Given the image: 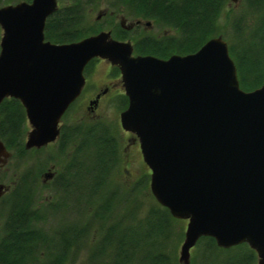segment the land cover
I'll use <instances>...</instances> for the list:
<instances>
[{
    "label": "water",
    "instance_id": "water-1",
    "mask_svg": "<svg viewBox=\"0 0 264 264\" xmlns=\"http://www.w3.org/2000/svg\"><path fill=\"white\" fill-rule=\"evenodd\" d=\"M57 9V0L0 7V104L15 99L24 108V149L57 140L85 67L107 60L120 72L128 100L120 126L139 142L151 194L172 218L187 221L179 263L190 264L191 249L208 237L222 249L246 244L264 264V84L240 88L221 36L167 59L134 55L131 42L110 31L51 43L45 24ZM10 156L0 140V163Z\"/></svg>",
    "mask_w": 264,
    "mask_h": 264
},
{
    "label": "trees",
    "instance_id": "trees-1",
    "mask_svg": "<svg viewBox=\"0 0 264 264\" xmlns=\"http://www.w3.org/2000/svg\"><path fill=\"white\" fill-rule=\"evenodd\" d=\"M20 1L31 0H0V7ZM243 1L242 9L230 20L231 31L226 39L219 20L228 0H58L60 5L47 19L44 36L51 43L64 44L95 35L103 30L88 19L100 8L109 16L119 18L118 24L108 31L114 39L130 40L135 55L161 59L188 55L198 51L209 39L222 36L235 63L240 88L250 92L264 84V0ZM120 20L129 24L149 22L153 32L147 31L144 25L125 30ZM96 60H92L85 71ZM120 100L122 108L127 106L126 97ZM74 105L63 116L64 121ZM27 132L24 108L15 99H5L0 104V140L17 164L24 161L28 166L0 204V264H66L71 251L75 254L79 248L88 246L87 240L95 231L98 241L86 248L90 252L87 264H170V252L165 251V245L154 243L153 236L165 237L175 219L167 209L156 205L138 223L136 196L119 195L117 185L107 181L119 162L115 129L102 121L65 122L55 149H49L42 158H36L37 154L50 145L25 150ZM55 155L64 169L56 173L51 187L60 196L55 197V202L46 203L45 212L41 213L40 207L35 206L38 199L34 200V188ZM78 212H82L78 214L82 216L81 223L73 225L74 220L69 222L70 214ZM121 215L130 217L131 222L122 220ZM44 217L49 219L50 235L37 226L45 223ZM84 217L88 219L86 224H83ZM105 221L110 222L108 227L99 228ZM142 223L143 228L138 230ZM94 224L98 226L95 231L92 230ZM201 242H205L210 251L216 248L212 238H201L198 244ZM246 247L243 244L238 248ZM246 250L253 260L255 253Z\"/></svg>",
    "mask_w": 264,
    "mask_h": 264
},
{
    "label": "rangeland",
    "instance_id": "rangeland-1",
    "mask_svg": "<svg viewBox=\"0 0 264 264\" xmlns=\"http://www.w3.org/2000/svg\"><path fill=\"white\" fill-rule=\"evenodd\" d=\"M243 3H244L243 0H238L237 2H232L231 0H228L224 12L219 20L221 31L225 39L231 31L230 20L232 19V17L236 15V13L239 10L242 9ZM57 5L58 6L60 5L58 0H57ZM88 21H90V23L97 24L96 26L100 27L101 30L108 31L113 26L118 24L119 18L116 19L113 18V16L112 17L109 16V14L105 12L103 8H100L99 10L93 12L90 15ZM121 22L122 20H120V24ZM123 22L125 28L129 27L128 30H132V28H134L135 25H140V28H143V25L145 24V23H136V22L129 24L126 21ZM145 25L144 27L147 28L146 29L147 31L153 32V28H151L150 26L146 27ZM115 68L116 67H113L107 60H103V59H97L90 67H88V69L84 73L85 81H86V90L77 100L74 107L69 111V113L65 118V121L64 119L61 121V125H63L65 122L74 123V122L82 121L88 123L94 121H102L105 124L109 125L111 128L116 130L115 135L117 137L116 139L118 141L119 149H120L119 162H118V166L113 171L112 178H110L107 181L108 183H111V185L112 183L117 185L118 187L117 192L119 193V195L120 193L121 195L124 194L126 195L127 193H130L131 195L136 196V203L137 206L139 207L136 221L139 223V221L142 220V218L144 219L146 215H148L150 208H154L156 207V205L159 207L161 206L155 201V199L151 194L149 187L150 170L145 165L142 159L141 151L137 139L135 138L134 135L123 131L120 126V114L122 111L125 110L126 106H124L123 108L121 107L120 98L124 95V89L121 82L120 72L117 68H116L117 70L115 71L114 70ZM106 87L110 89L107 91V93L103 91L105 93L101 95L100 91L104 90ZM96 94H98V97H95ZM94 101H96V106L90 105V103ZM28 130H30L29 126H28ZM54 144L55 143H52L49 147L45 148L41 153L37 154L36 158H42L43 156L47 155V153L50 152L49 149L52 148L55 149ZM27 166H28L27 162L24 161L21 162L20 164H17L13 155H11L10 158L6 160L5 164L0 163V184H1L0 186H2V184L3 187L10 185L9 183L14 182L18 177H20L21 174L23 175ZM63 169L64 168L62 162L61 161L59 162L56 159V155H55L54 158H51V162L47 165L46 169H44V171L41 172V175H39L37 186L39 184L40 190L38 192L37 186L34 188V195H36L34 197V200L38 199V205L35 204V206L40 207L39 209H41V213L45 212L44 207L46 203L51 204L55 202L53 200H56V198L54 197L55 192L52 191L53 189L51 187L52 182L42 183V181L39 180L43 173L55 171L57 174H60L63 171ZM139 185L143 187L140 188ZM3 189L4 188L0 190V195H1L0 204L3 203L2 201L5 195L4 193H2ZM57 196L60 195L57 194ZM59 202L61 203V201ZM60 203L57 202V206ZM67 213H69V210L67 211ZM80 213L82 212H78L77 215L72 214V216L70 214L69 222L74 220L73 225L76 224L78 225L79 223H81L82 216L80 218L79 216ZM87 216L90 218L93 217L92 215L90 216L87 215ZM120 217L122 220L124 219L126 221L131 222L130 220H128L130 219V217L122 218L123 215H121ZM114 219L116 220L115 217ZM43 220L47 224L42 223V225H37V226L39 228L44 229V231H46V234L50 235L51 231L49 230H51V228L50 227L48 228L49 219L47 221V219L44 217ZM91 220L92 222H95V220L93 219ZM62 221L65 222L63 219ZM83 221L82 223L86 224L88 222L87 217L86 218L84 217ZM109 223H106L105 221L102 226H99V228L104 227L105 229L108 227ZM135 225L138 226V224ZM135 225L133 226L136 227ZM141 225L142 226L137 227L138 230H141L143 228L144 223H142ZM186 225H187L186 221L175 219L173 226H171V230L167 229L166 231L167 234L165 235V237L163 235H159V237L153 236L154 243L156 242V244L158 245L159 244L165 245L166 246L165 251L167 253L170 252L169 255V257L171 258V260H169L170 264H180L178 258H179L180 246L183 242L184 233L186 230ZM92 226L94 227L92 229L93 231L97 230L98 228L97 224H94ZM47 228L48 230H46ZM0 229H1V221H0ZM147 230L148 228L146 229V231ZM96 233L97 231H95V234ZM95 234H92V236H90L89 239L87 240L88 246H83L82 248H79V250L76 251L75 254H73V251H71L66 264H87L86 261L87 259H89L88 256L90 252L86 248L91 247L94 244V241H98L99 235L98 233L96 235ZM240 246L241 245L229 249H222L216 245L217 249L213 248L210 251L207 249L205 242H201L199 244L197 243L196 246L192 248L190 251V264H257V257H255L254 259L252 258L253 260L249 258L250 255L246 249L247 248L250 249V248L247 246L245 249H239L238 247ZM244 258H249V260L246 261V259Z\"/></svg>",
    "mask_w": 264,
    "mask_h": 264
},
{
    "label": "flooded vegetation",
    "instance_id": "flooded-vegetation-1",
    "mask_svg": "<svg viewBox=\"0 0 264 264\" xmlns=\"http://www.w3.org/2000/svg\"><path fill=\"white\" fill-rule=\"evenodd\" d=\"M109 89H110V88H107V87H106L104 90L100 91V92H101L100 94L102 95V94L105 93V92L107 93V91H108ZM103 91H105V92H103ZM95 97H98V94H96ZM98 100H99V99H98ZM55 175H56V172H55V171H54V172L43 173L39 181H42V183H43V182H44V183H51L52 180L54 179ZM9 184H10V185L5 186V187H3V184H2V186H0V187L4 188V189L2 190V193L5 194V195H4V198H3V201H4L5 197L13 191V189H14V185H15V181H14V182H11V183H9ZM0 185H1V184H0ZM38 186H39V184H38ZM2 188H1V189H2ZM1 189H0V190H1ZM39 190H40V189H39V187H38V192H39ZM56 196H57V195L54 194V197H56ZM0 197H1V195H0Z\"/></svg>",
    "mask_w": 264,
    "mask_h": 264
}]
</instances>
